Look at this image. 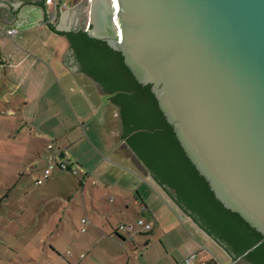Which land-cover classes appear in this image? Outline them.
<instances>
[{"label": "crops", "instance_id": "1", "mask_svg": "<svg viewBox=\"0 0 264 264\" xmlns=\"http://www.w3.org/2000/svg\"><path fill=\"white\" fill-rule=\"evenodd\" d=\"M49 1L0 0V128L6 129L0 133V159L22 162L16 170L20 177L28 169L39 172L43 162L45 170L54 157L58 163L67 161L69 168L53 169L50 179L36 185L40 190L23 191L21 198L27 202L20 203L15 220L21 223L28 217L31 224H20L26 230L45 216V224L53 227L48 230L49 247L57 257L53 264L54 259L57 264H180L192 256L198 264H231L151 181L123 140L118 109L94 80L64 64L71 43L48 28L59 22ZM64 8L60 11L71 10ZM9 31L16 32V39ZM38 49L50 57L52 74L32 72ZM94 108L103 121L87 118L86 112ZM42 112L53 116L40 121ZM72 116L87 118L83 128L92 131L94 142L82 138L86 131L71 125ZM86 144L94 153L87 152ZM17 185L5 186L6 199ZM141 220L152 230L139 228Z\"/></svg>", "mask_w": 264, "mask_h": 264}, {"label": "water", "instance_id": "2", "mask_svg": "<svg viewBox=\"0 0 264 264\" xmlns=\"http://www.w3.org/2000/svg\"><path fill=\"white\" fill-rule=\"evenodd\" d=\"M90 1L86 32L121 52L136 80L152 86L216 198L262 234L254 250L264 241V0ZM57 11L58 24L48 27L57 35L85 22L80 8ZM63 62L82 72L72 46ZM173 204L231 264H249L250 251L234 259Z\"/></svg>", "mask_w": 264, "mask_h": 264}, {"label": "trees", "instance_id": "3", "mask_svg": "<svg viewBox=\"0 0 264 264\" xmlns=\"http://www.w3.org/2000/svg\"><path fill=\"white\" fill-rule=\"evenodd\" d=\"M81 71L101 85L118 108L127 143L170 199L234 259L263 240L240 215L223 206L184 152L167 122L152 86L141 85L121 52L84 29L65 34ZM244 260L264 264V241Z\"/></svg>", "mask_w": 264, "mask_h": 264}, {"label": "rangeland", "instance_id": "4", "mask_svg": "<svg viewBox=\"0 0 264 264\" xmlns=\"http://www.w3.org/2000/svg\"><path fill=\"white\" fill-rule=\"evenodd\" d=\"M71 4L73 5L71 7V10L80 8V12L85 18V22L81 26V28H84L89 19V6L87 5L85 0H76L71 2ZM49 5L51 6L52 4ZM63 9L65 8L63 7ZM10 37L12 39H16V36ZM33 55L34 58L39 60L37 61L38 63L32 71L33 73L44 74L48 72L52 74L54 72L55 68L50 64L51 59H49L50 57H45L47 55L44 53V51L38 49L37 54ZM37 55H41V57ZM40 104L42 108L45 107L44 102H41ZM36 105L38 106V102L35 103V106ZM114 107L117 108L116 106ZM7 108L11 109L9 108V105L7 106ZM99 111L100 110L94 108L91 111L86 112L85 115H87L88 119H93L98 122L102 119L103 121V116H101ZM40 115V121H47L48 118H52L53 116L50 112H42ZM87 118L80 119L72 116L70 122L73 126H79L82 132H84V130L86 131V134L84 136L81 135L82 138L86 139L88 137L89 139H91V141L94 142L95 140L93 137L95 136L92 134V131H90L88 127H86L85 129L83 128V123L86 124L85 121H87ZM78 121L81 124L78 125ZM0 122L4 123V120H1ZM9 130L10 127L8 128V131ZM1 132H6V129L0 128V133ZM1 140L2 139L0 136V152L1 147H3ZM86 146L88 145L86 144L85 147ZM87 152L90 154L94 153L93 149H91V147L89 146L87 148ZM21 163L22 162L16 160L8 159L5 161L0 159V264H53V257H57H55L54 253L49 247L51 241L49 240L50 234H48V230L53 227L50 226L51 228H49V226L45 224V216L43 215L40 218V223L29 225L26 230H23L20 224H31V222L27 219L28 217L25 216L23 220L20 221L21 223L15 220L16 218L20 217V210H22V205L20 203H23V205H25V203L27 202H25V200L23 201L21 198L23 191L30 192V189H32L35 192L40 190L42 187L36 186L38 182L37 179L39 173H42L44 171V169H42V167L44 166L43 162V165H40L39 172H33L32 169H28V171H25V175L23 177H20V175L16 173V170L18 169L17 166ZM24 163L27 162L24 161ZM48 164L53 165L54 169L56 170L59 169L58 166L53 164L52 159H50V161H48L46 165ZM17 183L18 185L16 189H13L12 192L9 193L11 197L9 199H6L7 193L4 190L5 186L7 185L11 187L13 184L16 185ZM54 260L56 261V264L59 262L58 259ZM33 261H35V263ZM60 264H65V261H61Z\"/></svg>", "mask_w": 264, "mask_h": 264}, {"label": "built area", "instance_id": "5", "mask_svg": "<svg viewBox=\"0 0 264 264\" xmlns=\"http://www.w3.org/2000/svg\"><path fill=\"white\" fill-rule=\"evenodd\" d=\"M51 1V0H50ZM48 2V4H51V2ZM15 31H9L8 34L10 36H14L15 35ZM53 160V164H55L56 166H58V168L62 171H67L68 168V162L67 161H61L60 163L57 162L56 158H51ZM54 166L49 164L48 167L44 170L41 179L37 182L38 186H41L45 181H47L48 179H50L52 177V172H53ZM77 174V173H76ZM85 223V222H84ZM138 227L144 229L145 231H151L152 230V225L151 224H147L145 221L141 220L138 222ZM120 230H131L132 228H128L127 226H121ZM196 256H192L190 259L186 260L183 263L180 264H198L196 261Z\"/></svg>", "mask_w": 264, "mask_h": 264}, {"label": "flooded vegetation", "instance_id": "6", "mask_svg": "<svg viewBox=\"0 0 264 264\" xmlns=\"http://www.w3.org/2000/svg\"><path fill=\"white\" fill-rule=\"evenodd\" d=\"M73 1H76V0H54V1H52L51 4L54 7V9L57 10L60 7L61 8H63V7H66V8L72 7L73 5L71 4V2H73ZM85 1H86L87 5L89 6V19H88V22L85 24V27L84 28H79V29L80 30L84 29L86 31L87 29H92V26L90 25L91 1L90 0H85ZM71 29H72V31L74 30L73 28H71ZM76 30H78V29H76ZM72 31L70 33H72Z\"/></svg>", "mask_w": 264, "mask_h": 264}]
</instances>
